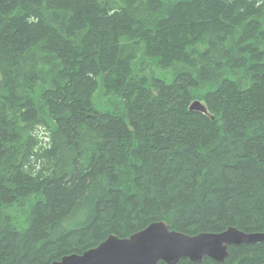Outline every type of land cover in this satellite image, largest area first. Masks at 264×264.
<instances>
[{"label":"trees","instance_id":"trees-1","mask_svg":"<svg viewBox=\"0 0 264 264\" xmlns=\"http://www.w3.org/2000/svg\"><path fill=\"white\" fill-rule=\"evenodd\" d=\"M0 76V264L160 220L264 233V0H0Z\"/></svg>","mask_w":264,"mask_h":264},{"label":"water","instance_id":"water-1","mask_svg":"<svg viewBox=\"0 0 264 264\" xmlns=\"http://www.w3.org/2000/svg\"><path fill=\"white\" fill-rule=\"evenodd\" d=\"M189 108L206 113L204 103L199 100H194ZM257 242H264L263 232H245L229 227L221 232L189 235L171 230L165 221L160 220L128 237L110 234L81 254L64 255L50 264H179L182 258L200 263L204 256L222 263L228 256L229 246Z\"/></svg>","mask_w":264,"mask_h":264},{"label":"rangeland","instance_id":"rangeland-1","mask_svg":"<svg viewBox=\"0 0 264 264\" xmlns=\"http://www.w3.org/2000/svg\"><path fill=\"white\" fill-rule=\"evenodd\" d=\"M156 74V73H155ZM157 76H159V77H161V78H163V79H165L166 81H170V79H166L167 77V73H164V72H162V71H157V74H156ZM38 134H42V131H41V129L39 130V132H38Z\"/></svg>","mask_w":264,"mask_h":264},{"label":"bare ground","instance_id":"bare-ground-1","mask_svg":"<svg viewBox=\"0 0 264 264\" xmlns=\"http://www.w3.org/2000/svg\"><path fill=\"white\" fill-rule=\"evenodd\" d=\"M207 257V256H204V258Z\"/></svg>","mask_w":264,"mask_h":264}]
</instances>
